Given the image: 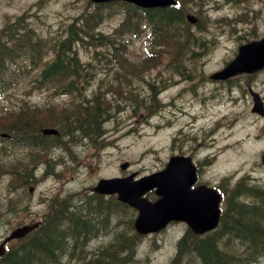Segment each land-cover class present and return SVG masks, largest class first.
Instances as JSON below:
<instances>
[{
	"label": "rangeland",
	"instance_id": "rangeland-1",
	"mask_svg": "<svg viewBox=\"0 0 264 264\" xmlns=\"http://www.w3.org/2000/svg\"><path fill=\"white\" fill-rule=\"evenodd\" d=\"M86 5V0H0V29L6 21L24 14L30 17L36 35L41 39L54 38L55 34L64 32L70 18L77 16ZM189 11L207 16L210 22L207 30L200 33L203 43L185 57L180 72L185 76L167 71L169 68L161 64L164 62L152 69L142 68L141 61L147 53L146 38L126 34L129 38L126 53L136 67L123 70L125 82L117 85L115 92L111 89L114 82L110 80L119 69L114 66L99 69L95 82L80 86V91L88 97L96 93L100 80L102 90L108 89L105 94L112 101L103 125L104 134L98 139L108 144L96 147L84 138L80 143L66 142L69 151L53 145L47 154L51 158L42 161L35 174L40 176L45 168L58 173L42 175L35 182L34 192L25 195L23 204L27 209L6 213L3 208L0 235L21 218L36 220L43 216L49 197L55 193H69L77 199L88 194L101 176L124 175L131 171L135 176L149 173L163 167L173 153L190 155L198 163L199 181L213 186L229 187L244 174L264 182V164L259 161V154L264 150V114L250 110L251 98L247 91V86H251L260 94L264 105V68L253 74L237 75L226 83L208 77L235 54L239 43L264 34V0H244L237 4L234 0H205L200 7L189 2ZM119 19L118 13H113L100 28L110 30ZM85 50L78 48L82 61L88 60L91 53ZM27 63L28 58L14 63L18 76L31 67L39 71L38 65ZM10 79L8 86L3 87L10 95L0 94V113L25 101L33 105L62 104L70 98V95H59L54 88L39 87L38 80L31 78V74ZM149 83L154 87L153 99ZM13 92L20 98H15ZM131 94L137 96L136 104L127 100ZM148 104V108L145 107ZM30 150L21 142L0 139V198L3 202L8 196H23L18 193L23 190L21 178L18 177V185L9 184L14 175L6 171L5 166H17L16 162L25 158ZM123 160L129 165L121 170L119 164ZM134 214L123 208L114 218L109 217L107 228L98 231L100 236L92 239L89 247L107 242L114 230L127 231L129 225L134 234ZM185 227L182 222H173L157 233L139 235L134 240L135 256L131 264H170L176 252V240ZM261 260L264 262V256Z\"/></svg>",
	"mask_w": 264,
	"mask_h": 264
},
{
	"label": "trees",
	"instance_id": "trees-1",
	"mask_svg": "<svg viewBox=\"0 0 264 264\" xmlns=\"http://www.w3.org/2000/svg\"><path fill=\"white\" fill-rule=\"evenodd\" d=\"M189 2L198 7L204 4L202 0H177L176 5L147 9L124 1L87 3L84 10L70 18L63 33L55 34L54 38L42 37V40L33 30L24 28L20 18L13 24L6 23L0 30V89L8 84V67L16 53L25 49L32 54H40L42 50L43 66L38 77L39 85L46 88L59 85L56 89L74 94L67 104L61 106L21 108L19 111L6 109L0 113V132L6 131L26 142L25 145L34 144L41 149L42 139L63 146L66 138L80 143L86 137L98 135L100 122L107 113L105 106L112 100L105 94L108 89L102 90L101 80L92 97L80 96L77 94L80 84L78 79L84 77L85 83H89L90 77L99 73V69L116 66L119 69L115 78L110 80L114 82L110 87L115 92L116 86L125 82L126 72L123 70L136 67L126 53V34L145 35L148 39L147 56L144 57L146 64L142 68H153L164 62L161 64L173 68L177 73L179 64L176 61L180 63L187 53L202 44L199 42L200 33L205 31L210 22L207 16H201L198 12L199 19L193 29L194 26L184 17L185 11L189 10ZM112 5L115 8H106ZM113 13L120 16L117 24L110 30L101 29V23ZM79 47L91 52L89 63L80 61ZM168 60L171 62L166 64ZM42 124L56 126L59 134L41 135L38 131ZM14 181L16 176L9 183ZM224 194L225 208L218 225L201 236L186 228L177 241L171 264H264L261 260L264 256V182L243 175ZM7 200L3 202L0 198V208H5ZM70 200L65 196L54 203L50 202L42 224L30 237L22 240L18 248H8L1 256L0 263L131 264L135 237L130 232V225L127 231L114 230L110 240L105 243L90 248L89 242L98 238L100 229L107 228L109 217L114 218L123 208L127 211L132 209L114 199L106 201L97 194L75 202Z\"/></svg>",
	"mask_w": 264,
	"mask_h": 264
},
{
	"label": "water",
	"instance_id": "water-1",
	"mask_svg": "<svg viewBox=\"0 0 264 264\" xmlns=\"http://www.w3.org/2000/svg\"><path fill=\"white\" fill-rule=\"evenodd\" d=\"M103 2L108 0H92ZM138 6L153 7L175 3V0H126ZM190 21L195 17L187 14ZM264 66V35L238 46L237 54L222 69L210 76L225 78L237 72H252ZM254 104L252 110L262 113V104L256 92H252ZM43 132H57L53 128H43ZM264 163V151L260 154ZM126 166V163L122 164ZM133 174L122 178H102L95 189L99 192H118V198L134 206L138 213L134 227L140 233L156 231L171 220H184L197 233L214 227L218 222V202L220 195L213 188L198 185L190 188L195 180L194 166L189 157L172 156L166 166L159 171L132 180ZM156 186L155 192L160 195L155 201L142 197L144 191ZM37 223L24 224L14 228L0 243V254L3 243L11 238L25 234Z\"/></svg>",
	"mask_w": 264,
	"mask_h": 264
},
{
	"label": "bare ground",
	"instance_id": "bare-ground-1",
	"mask_svg": "<svg viewBox=\"0 0 264 264\" xmlns=\"http://www.w3.org/2000/svg\"><path fill=\"white\" fill-rule=\"evenodd\" d=\"M51 119H52V118H51ZM54 119H55V118H54ZM52 121H53V120H52ZM77 122H78V121H77ZM59 123H60V122H59ZM75 123H76V122H75ZM57 125H58V124H57ZM67 201H68V200H67ZM70 201L72 202V200H70ZM62 202H63V201H62ZM90 202H91V201H90ZM61 205H62V204H61ZM63 205H64V204H63ZM74 205H75V203H74ZM84 205H85V204H84ZM89 205H90V204H89ZM89 205H87V206H89ZM70 207H71V206H70ZM69 209H70V208H69ZM82 209H83V208H82ZM84 209H85V208H84ZM89 209H90V208H89ZM70 210H75V209H72V208H71ZM80 210H81V209H80ZM91 210H92V209H91ZM101 210H102V209H101ZM63 211H64V210H63ZM81 211H82V210H81ZM66 213H67V212H66ZM66 213H65V214H66ZM82 213H83V212H82ZM241 213H242V212H241ZM84 214H85V213H84ZM93 214H94V213H93ZM93 214H92V215H93ZM94 215H95V214H94ZM94 215H93V216H94ZM82 217H83V216H82ZM87 217H89V216L87 215ZM87 217H86V218H87ZM99 217H100V216H99ZM83 218H85V217H83ZM100 218H101V217H100ZM85 220H86V219H85ZM97 220H98V219H97ZM88 222H89V221H88ZM74 224H75V223H74ZM103 224H104V223H103ZM101 227H102V226H101ZM108 228H109V227H108ZM56 230H57V229H56ZM103 230H104V229H103ZM107 231H108V230H107ZM78 232H79V231H78ZM82 233H83V232H82ZM92 233H93V232H92ZM108 233H109V232H108ZM57 235H58V234H57ZM85 235H86V234H85ZM110 235H111V234H110ZM51 236H53V235H51ZM99 236H100V235H99ZM101 236H102V235H101ZM235 236H236V235H235ZM203 237H204V236H203ZM57 238H58V237H57ZM237 238H238V237H237ZM83 239H84V238H83ZM38 240H40V239H38ZM36 242H37V241H36ZM36 242H35V243H36ZM49 242H50V241H49ZM33 243H34V242H33ZM238 243H239V242H238ZM236 244H237V243H236ZM41 246H42V245H41ZM84 247H85V246H84ZM26 248H28V247H26ZM38 248H39V247H38ZM43 248H44V247H43ZM98 248H99V247H98ZM28 249H29V248H28ZM30 249H31V248H30ZM32 249H34V248H32ZM82 249H83V248H82ZM89 249H90V248H89ZM92 249H93V248H92ZM92 249H91V250H92ZM257 249H258V248H257ZM52 250H53V249H52ZM85 250H86V249H85ZM87 250H88V249H87ZM95 250H97V249H95ZM55 251H56V250H55ZM17 252H18V251H17ZM41 252H42V251H41ZM51 252H53V251H51ZM30 253H31V252H30ZM82 253H83V252H82ZM82 253H81V254H82ZM245 253H246V252H245ZM24 254H25V253H24ZM52 254H54V253H52ZM89 254H90V253H89ZM35 255H36V254H35ZM47 256H48V255H47ZM61 256H62V255H61ZM64 256H65V255H64ZM246 256H247V255H246ZM7 258H8V257H7ZM22 258H23V257H22ZM58 258H59V257H58ZM82 258H83V257H82ZM61 259H62V258H61ZM61 259H60V260H61ZM20 260H21V259H20ZM26 261H27V260H26ZM54 261H55V260H54ZM246 261H247V259H246ZM61 262H62V261H61ZM63 263H64V262H63ZM240 263H241V262H240ZM247 263H249V262H247ZM251 263H252V262H251Z\"/></svg>",
	"mask_w": 264,
	"mask_h": 264
},
{
	"label": "flooded vegetation",
	"instance_id": "flooded-vegetation-1",
	"mask_svg": "<svg viewBox=\"0 0 264 264\" xmlns=\"http://www.w3.org/2000/svg\"><path fill=\"white\" fill-rule=\"evenodd\" d=\"M56 145H57V144H56ZM57 146H59V145H57ZM42 158H51V157L48 156V155H43ZM60 158H61V157H60ZM62 160H63V159H62ZM63 161L65 162L66 160H63ZM88 193H89V194H92L91 191H88ZM11 216H13V215H11ZM23 221H24V220H21V221L18 220V221H17V224H18V223H21V222H23ZM10 242H11V241H10ZM8 243H9V242H8ZM8 243H6V245H7Z\"/></svg>",
	"mask_w": 264,
	"mask_h": 264
}]
</instances>
